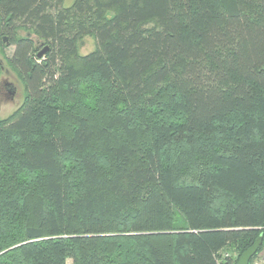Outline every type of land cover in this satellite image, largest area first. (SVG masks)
<instances>
[{
	"label": "trees",
	"instance_id": "1",
	"mask_svg": "<svg viewBox=\"0 0 264 264\" xmlns=\"http://www.w3.org/2000/svg\"><path fill=\"white\" fill-rule=\"evenodd\" d=\"M65 1L0 0L26 32L24 100L0 119V264H236L261 236L251 264L264 0Z\"/></svg>",
	"mask_w": 264,
	"mask_h": 264
},
{
	"label": "flooded vegetation",
	"instance_id": "2",
	"mask_svg": "<svg viewBox=\"0 0 264 264\" xmlns=\"http://www.w3.org/2000/svg\"><path fill=\"white\" fill-rule=\"evenodd\" d=\"M7 22L0 23V95H5V98L13 100L17 95L19 88L14 80L11 78V73H15L16 78L23 84L22 73L18 71L16 64L13 61L15 51L17 49V41L15 35H20L22 31L11 29ZM27 39L33 42V37L27 33ZM47 44L37 43L35 48L37 50L43 49ZM33 48V45H32ZM25 90V87H24Z\"/></svg>",
	"mask_w": 264,
	"mask_h": 264
},
{
	"label": "rangeland",
	"instance_id": "3",
	"mask_svg": "<svg viewBox=\"0 0 264 264\" xmlns=\"http://www.w3.org/2000/svg\"><path fill=\"white\" fill-rule=\"evenodd\" d=\"M71 4V0H66L64 2V6H68ZM26 32L22 31L21 34H25ZM33 37V40L36 43H41L37 41V37L34 34H31ZM96 41L92 35H86L82 38H80L79 45H78V54L79 55H85L92 51L95 48ZM39 50H37L38 52ZM11 78L14 80V82L17 84V87L19 90L17 91V95L13 100H10L9 98H5V95H0V119L8 118L10 115H12L16 110L21 106L23 100H24V86L20 81L16 78L15 73H11ZM223 255H227L224 253ZM70 259L67 260V264H70ZM251 264H264V248L256 255V257L252 260Z\"/></svg>",
	"mask_w": 264,
	"mask_h": 264
},
{
	"label": "water",
	"instance_id": "4",
	"mask_svg": "<svg viewBox=\"0 0 264 264\" xmlns=\"http://www.w3.org/2000/svg\"><path fill=\"white\" fill-rule=\"evenodd\" d=\"M49 50V45H45L43 49L37 52L36 56L38 58L42 57ZM262 241V237L259 236L256 241L243 252L237 260L236 264H248L251 257L256 253Z\"/></svg>",
	"mask_w": 264,
	"mask_h": 264
}]
</instances>
